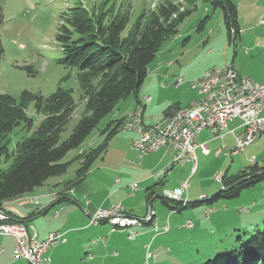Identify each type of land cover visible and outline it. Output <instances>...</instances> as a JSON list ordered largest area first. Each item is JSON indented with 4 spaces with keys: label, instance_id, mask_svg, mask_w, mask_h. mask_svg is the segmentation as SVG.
Masks as SVG:
<instances>
[{
    "label": "rangeland",
    "instance_id": "rangeland-1",
    "mask_svg": "<svg viewBox=\"0 0 264 264\" xmlns=\"http://www.w3.org/2000/svg\"><path fill=\"white\" fill-rule=\"evenodd\" d=\"M164 1L165 0H0V17L2 18L0 23V34L4 47V56L0 63V93L9 94L19 100L24 91L48 97L60 86L64 89H71L75 102L77 103V108L62 133L61 139L65 140L72 133L73 128L82 117L85 108V101L82 98L83 91L80 88L78 80V69L65 67L60 63V59L63 56V44L59 35L64 31V24H67L66 19L68 15H70L73 8L77 6L87 10L89 9L90 11L91 9L97 8V12L108 8H112L114 11H130V22L123 32V35H128L129 31L134 27L137 18L143 11L155 10ZM170 1L182 4V10L191 8V4H186L185 0ZM234 2L238 9V22L240 24L239 33L236 35L233 33L229 34L220 8H214L209 1L196 0L195 9L179 25L177 34L171 36L167 41L170 42L173 39H179L175 46L187 42L186 47L180 50L179 59L175 60L172 67L176 70V73L183 77L185 76L186 79L184 77L183 81L177 85L173 92L164 91L165 104L164 101H153L151 103L149 106L151 113L156 112L155 118H153L154 123H145V126L157 124L163 121L167 115L171 114H166V116L163 117L164 111L169 107L167 103H170L169 100L173 97H182L185 94L188 98L187 87H192L194 89L193 83L196 80L194 77L201 75L204 70L206 72L211 68L220 67L224 64H233L241 76L264 82V0H234ZM202 21H204L205 25L199 29ZM164 48H166V45ZM169 51L170 49L164 50L160 57H167L166 55ZM160 57L158 56L157 58L159 59ZM150 65L151 68L152 64ZM150 74L160 75V77L155 76L150 80L146 79L145 84L149 85V90L151 91L153 89L162 88L169 83L159 70L152 71L149 75ZM161 80L165 82V85H161ZM170 85L174 86V81L170 82L168 86ZM156 86L157 88H155ZM150 94L153 97L152 92H150ZM140 101H142V99ZM191 104L181 108H188ZM117 109L118 106L100 121L80 147L71 150L64 159H72L75 152L81 149L89 151L101 145L104 141L102 132L109 122L116 121L114 116ZM27 114L34 118L35 125L43 118V114L38 112L36 108L35 100L28 101ZM240 124L241 120L239 119L230 121L228 129L236 128ZM22 126L23 125L16 127L13 131L12 140L9 145L11 156L9 159L6 157L2 159L3 168L10 166L13 161L12 152L19 136L27 132ZM126 130L127 129H120L117 138L112 142L109 140L106 150L94 160L90 168L88 178L90 182L91 180L97 182V188L101 192L102 190L104 191L107 185V179L103 176L107 174L108 178L111 172L112 177H120L124 184L131 183L132 185L133 183H137L141 186L138 177L139 170L143 168L141 165L142 161L144 158L148 159V157H155L156 155V153L151 152L139 158L138 152L130 147L131 144L129 145L131 151L128 150L126 147L128 143L126 144L127 140H125V135H128L130 131ZM210 147L213 148L211 144ZM81 152L82 151H80V153ZM220 156L217 162H215L217 157H213V161L208 163L205 171H201V168H203V164L201 163L197 175H191L187 179L190 184L196 182L195 188L203 189V187H206V189L211 190V194H208L209 199L220 190H223V178L226 179L227 177L238 175L245 170H250L254 163L261 168L264 167V132L260 134L253 143L248 145L245 151H241L234 156L227 157L224 153ZM197 157L199 162L203 160L198 152ZM74 159L75 158H73V160ZM82 160L83 159H81V161ZM122 162L138 164V167L135 165L124 166L123 169L127 172V175H125L126 179L124 176L115 172L119 167L118 164ZM79 165L77 160L73 161L68 166L66 173L61 176L51 177L49 180L61 177L74 178L76 176V169L80 167ZM179 165L182 164L175 166L178 168ZM220 171H222V173ZM219 173H221V179L217 177ZM168 176H170V174ZM173 176L176 179L175 182L178 184L182 185V183L186 181L184 178H181V180L180 176L175 175L174 172L171 177ZM127 179L129 181H126ZM202 181H206L205 185H202ZM49 184H51L50 181L45 183L44 187L47 188ZM72 187L69 189H72ZM201 191L202 190L198 192V195ZM32 196L25 197H29V200L32 201L35 198V196ZM51 196L55 199L57 198V193L51 194ZM195 199L198 200V198ZM155 201L168 210V206H166L160 198H156ZM199 201L200 202L194 205L190 204L189 209L199 208L203 205L206 206V203L209 202L206 198ZM63 204H66L69 210V220L65 226V220H63L65 209L58 215V213H55V206L49 211V214H47L48 216L45 215L47 217L43 216L39 220V223L45 221L46 224H52L54 222V225H62L63 227L59 230L61 234L66 233L67 235L69 231H72L67 236V243L57 242L50 247L48 255L50 259H52L53 264H147L145 249L137 245L130 247L129 251H126L128 248L126 250L123 249L124 244H122V249L120 248V250L111 247V253L114 250H118V252L122 254V256H118L112 260L108 258L105 261L103 256L99 258L93 256L95 259L91 258V256H87L86 243L89 241L85 240V237L90 234L91 229H79L78 227H80L82 221L78 220L77 217L73 219L74 212L72 211V209L74 210V207H76L83 216H86L85 209L82 208L84 205L77 200L74 202L65 201ZM63 204H57L56 207H61ZM211 204L215 205L219 210L218 215L226 214L227 216L226 219H222L219 223H214L215 234L209 236L208 234L210 231L207 227L204 229L203 233L205 237L198 236L196 234L198 231L190 233L192 230L180 228L174 237L172 235L174 240H171L172 246L176 250L169 255V253L163 254L162 248H160V256L150 258L149 264H204L208 260H213L217 263L222 262L229 251L240 245L238 239L240 236L245 238V242H248L252 239L257 229H262L264 227V179L252 185L245 186L237 196L231 198L220 197ZM142 207L145 210L147 209L145 201L142 202ZM208 209H210L211 212L212 208ZM185 210L184 208L183 211ZM57 211H59V208ZM215 216L210 219L211 222L214 221ZM87 218L91 224H95L91 221L90 217ZM205 220V222H208L207 219ZM164 236H166V234L157 237L156 241L151 245L152 251L155 250L157 252L158 248L156 246L158 243L159 245H164L167 242ZM179 236L187 238L184 241V245L181 246L182 248H180L176 242V238ZM0 237L3 238V235H0ZM160 240L161 242H159ZM129 243L132 246L136 241H129ZM88 251L94 253L92 249ZM9 254L10 251L7 249L5 255L7 256Z\"/></svg>",
    "mask_w": 264,
    "mask_h": 264
},
{
    "label": "trees",
    "instance_id": "trees-1",
    "mask_svg": "<svg viewBox=\"0 0 264 264\" xmlns=\"http://www.w3.org/2000/svg\"><path fill=\"white\" fill-rule=\"evenodd\" d=\"M185 1L191 4V8L182 10V4L165 0L157 9L143 11L128 35H123V32L130 22V11L108 8L97 12V8L91 11L80 6L73 8L66 19L67 24H64V31L59 35L63 44L60 63L78 69L79 85L85 101L84 113L69 137L62 140V133L77 108L71 89L60 86L48 97L24 91L19 100L0 93V210H3V202L30 193L51 177L66 173L73 161L80 162L77 177H83L90 170L94 160L106 150L110 138L121 128V120L109 122L102 132L105 134L104 141L97 148L82 151L71 161L63 159L71 150L80 147L100 121L122 100L139 91L147 78L150 64L163 44L177 34L179 25L195 9L196 0ZM205 1L221 9L229 34L234 29L235 35L239 33L238 9L233 0ZM3 56L0 34V63ZM30 100H35L38 112L43 114L36 125L34 118L27 114ZM21 125L27 132L20 135L16 142L12 163L3 168L2 159L11 156L9 145L13 131ZM262 179L264 167L254 163L250 170L223 178L226 189L210 199L204 197L200 200L206 198L213 202L220 197L237 196L242 188ZM75 183L66 182L71 187ZM176 202L183 207L190 203ZM4 212L8 215V212ZM238 239L240 245L229 251L222 262L208 260L204 264H264V227L257 229L248 242L242 236Z\"/></svg>",
    "mask_w": 264,
    "mask_h": 264
},
{
    "label": "crops",
    "instance_id": "crops-1",
    "mask_svg": "<svg viewBox=\"0 0 264 264\" xmlns=\"http://www.w3.org/2000/svg\"><path fill=\"white\" fill-rule=\"evenodd\" d=\"M178 40L179 39H173L170 42L166 41L167 44L166 42L163 44L156 58L151 63L152 67L150 68L151 65L149 66V71L147 75V77L148 76L149 77L146 78L147 80L148 79L150 80L155 76L160 77V75L158 74L149 75V73H151L152 71L159 70L160 73L166 78V80L169 81V83L174 81V86L173 85L168 86L169 83L165 85V82L161 80L162 82L161 85H165V86H163L162 88H157L156 86L155 88L157 89H153L151 91L149 90L150 88L149 85L145 84L146 82L145 80L144 84L141 86V88L136 94L129 96L128 98H126L125 100L121 101L118 104V109L114 116L115 120H121L125 115L132 112V110L135 109L137 103L142 99V97L147 94L151 95L150 92H152L153 97L151 95L152 99L150 102L147 103L145 107L146 108L145 112L147 116L145 119V123L146 124L154 123L153 118H155L156 112L151 113L149 106L153 101H164V91L173 92L174 89L177 87V85L180 84L178 82L179 77H183L180 74L176 73V70L172 68L175 63V60L179 59L180 50L184 49L187 43L184 42L182 45L175 46V44L178 43L177 42ZM165 45L166 48H164ZM168 49H170V51L166 55L167 57L163 56L164 58H161L160 55L163 54V51L164 50L166 51ZM158 56L160 57L159 59L157 58ZM202 74L194 78L197 79L200 76H202ZM187 89H188V98L184 94V96L182 97H173L172 99H170L169 100L170 103H167L169 107L164 111L163 117H165L166 114L169 112L172 113L177 108H181L183 106L186 107L191 104V102L196 98L197 91H195L196 88H194L195 89L194 90L192 87H187ZM120 129L121 128H119L118 131ZM118 131L110 138L111 142L117 138ZM241 131L242 129L239 126L233 129H227L225 133V137L222 138V137H217V135H215V133H213L209 128L203 129L201 133L197 135L196 142L208 141L209 147L211 144L213 148L210 147L211 151L209 154H204L200 148L196 150V154L198 152L203 160L201 162H199L198 160L197 167L194 171H193L192 162H185L182 165H179L178 168L176 167L177 165L172 167L171 169L172 172L170 170L171 173H169L170 176H168L169 174L166 173L165 176L159 177L157 175L158 172H160L163 169H166L171 164L172 154L166 148H161L158 151L152 152V153H156L155 157H148V159L144 158L142 161L141 165L143 168L139 170V177H138L141 186H139L138 184V188L135 190L134 193H131V188H130V186H132L131 183H125V184L122 183V179L120 177L118 178L112 177V172L108 176V178H107V174L103 176L107 179V183H106L107 185L105 186L104 191L102 190L101 192L97 188L96 181L91 180L90 182L88 178L90 174L89 172L90 170H89L83 177L80 178L77 177V173L74 178L71 177L52 178V180H48L51 182V184H49L47 188L44 187L45 185L44 184L38 188H35L32 192L28 193L31 195L24 194L20 197L5 201L2 203L1 207L3 211L8 212V217L11 220L25 219L29 223L34 225L41 239H45L50 232L59 231L61 230L60 228L63 227L62 225H54V222L52 224H46L45 221L39 223L41 217L49 214V211L54 206H55V213H58V215H60L61 211L65 209V212L63 214V220H65L64 226L66 225L67 221L69 220L68 219L69 210L66 204H63L65 203V201L74 202L77 200L78 202H81V204L84 205V207L82 208L85 209L84 211L86 212L85 215L87 217H90V215L93 214L98 208H107L117 202L122 203L126 213L138 217H142L146 215L149 208L151 207L153 210L156 211L158 224L161 230L155 231V228L152 225L143 224L141 226L136 227V230L139 232V235L135 239H131V240L128 239V232L126 230L118 228L115 231H111L113 222H101L99 224H91L89 222V219L86 216H83L80 210H78L76 207H74V210L72 209V211L74 212L73 219L77 217L78 220L82 221L80 227H78L79 229H87V230L89 228L91 229L90 234L87 237H85V240L89 241L86 243V254L87 256H91V258H93V256H97V258L103 256L104 260L106 261L108 258L112 260L118 256H122V254L119 253L118 250H114V249L120 250L122 244H124L123 249L126 250L128 248L126 251H129L130 247L137 245L138 247L145 249L147 256V250L145 245L147 243H150L152 245L154 241H156L159 235H165V234L166 236L164 237H166L167 242L164 245H159L158 243L156 246L158 248L157 252L155 250L154 251L151 250V251L155 253V257H157L160 256L159 251L160 248H162L163 254L169 253L170 255V253L176 250L172 246L171 240H174V238H172V235L174 237L180 228L192 230L190 233H195L196 231H198L196 233L198 236L205 237V234L203 233H204V229H206L207 227L208 230L210 231L208 235L212 236V234H215L214 223H219L222 219L227 218L226 214L218 215L219 210L215 207V205L211 204L212 202H207L206 206L203 205L202 207L199 208L189 209V205L197 201V199L195 198H198V200H200L202 196H205L206 198L209 199L208 194H211V190L206 189V187H203V189L195 188L194 186L196 185V182L190 184L183 194V197L190 202L189 205H187L186 207L178 205L176 201L167 197L166 193L173 192L175 188L181 186V184L175 182L176 179L174 178V176L171 177L173 172L175 175L180 176V179L184 178L185 180H187L191 175L194 174L197 175L198 171L200 170L199 167L201 163L203 164V168H201V171H205L207 169L208 163H211L213 161V157H217L215 160V162H217V159L221 157L220 155H223V152L217 155L216 150L222 146L233 147L236 144L235 136L240 134ZM103 135L105 138V134ZM134 136H136L135 131H130L128 135H125V140H127L126 144L128 143V146L126 147L130 151H131V148H129V145L131 144L130 140ZM80 151L86 152V149H81L78 152H75L73 158H75L80 153ZM73 158L69 160H65V159L63 160L71 161L73 160ZM125 165H135L138 167V164L136 163L122 162L118 164L119 167L115 170V172L125 177V175H127L126 170L123 169ZM220 172L222 173V171ZM117 179L120 180L119 183H116ZM70 181H73L74 183L76 182L72 187L73 190L69 189L71 185L66 184V182H70ZM126 181L129 180L127 179ZM205 182L206 181H202V185H205ZM200 190L202 191L198 195V192H200ZM54 193H57V198L55 199L51 196V194ZM25 196H29V197L35 196V198L38 200L39 203L31 202L29 200V197L26 198ZM156 198H160L162 202L166 206H168L167 208L168 210L160 206L159 203H156L155 201ZM143 201H145L147 204L146 210L143 209L142 207ZM61 203L63 205L61 207H58L59 211H57L58 208L56 206L57 204H61ZM184 208L186 209L185 211H183ZM208 208H212V210L207 216L205 210H207ZM58 215L55 216L59 217ZM203 216L205 219L208 220V222H205L206 220L203 218ZM214 216H215L214 221L211 222L210 219H212ZM188 219H190L193 223V227L191 228L185 225L186 220ZM165 225H168L169 229L164 232L162 230V227H164ZM71 232L72 231H69L68 234ZM68 234L66 235L65 233L66 240L60 243H67ZM176 239H177L176 242L178 243L180 248H182L181 246L184 245V241L187 238L179 236ZM129 241L130 242L136 241V243L132 244L131 246ZM159 242H161V240ZM15 244H16V240L13 236H3V238L0 237V264H30L26 259L19 258L15 255L14 252ZM111 247L114 248L113 249L114 251L112 253L110 250ZM7 249H9L10 254L6 256L5 252L7 251ZM89 249L94 250V253L92 251H88ZM152 257L155 258L154 256L151 257L147 256V264H149V260ZM50 260H51L50 264L51 263L53 264L52 259Z\"/></svg>",
    "mask_w": 264,
    "mask_h": 264
},
{
    "label": "built area",
    "instance_id": "built-area-1",
    "mask_svg": "<svg viewBox=\"0 0 264 264\" xmlns=\"http://www.w3.org/2000/svg\"><path fill=\"white\" fill-rule=\"evenodd\" d=\"M234 31L236 30L234 29ZM146 98L147 103L152 99L151 95L148 94ZM194 103H199V113H191L180 121L169 125L165 130H157L156 127L154 132H147L146 128H138V121H145L146 106H140V110H135L130 114L131 123H128L127 130L136 132V136L131 138L130 143L131 147L138 152L139 157L158 151L161 148H166L172 154L171 164L166 169L158 172L159 177L165 176L172 165L185 162H192L194 171L198 163L196 154L198 148L204 154L210 153L208 141L196 142L197 135L201 133L202 123L207 118L219 119L226 127V131L230 121L241 120L239 127L242 131L235 136L236 144L233 147L222 146L218 148L216 150L217 155L223 152L227 156H234L241 151H245L247 146L264 132V83L255 81L250 77L241 76L233 64L231 69H227L221 77L212 78L209 83L203 84L201 94L196 96ZM217 177L220 178L221 173ZM119 181L117 179L116 183H119ZM189 185V180H186L180 187L168 194L174 200L182 202L186 200L183 194ZM137 188L138 184L133 183L131 193H134ZM31 202L39 203L36 198ZM209 212L210 209L205 211L207 216ZM147 214H154L152 226L155 229L160 228L156 211L150 207ZM100 217L136 220V227L141 226L139 225V218H142L126 213L121 202L114 203L108 208H98L90 215L91 221L95 224L100 223ZM8 219L5 212H0V235L1 225H8L9 235L3 236H13L15 238V255L26 259L30 264H50L51 260L47 255L48 250L53 244L66 240L65 234H61L59 231L50 232L45 239H41L34 225L28 221H9ZM185 225L189 228L193 227L190 219L186 220ZM136 227L132 230H126L128 238L135 239L139 235ZM162 228L167 231L169 226L165 225ZM145 247L146 250H151L150 243H147Z\"/></svg>",
    "mask_w": 264,
    "mask_h": 264
},
{
    "label": "bare ground",
    "instance_id": "bare-ground-1",
    "mask_svg": "<svg viewBox=\"0 0 264 264\" xmlns=\"http://www.w3.org/2000/svg\"><path fill=\"white\" fill-rule=\"evenodd\" d=\"M234 33H235V31L233 30V34ZM231 66L232 65H228V64L225 65L224 64L223 66H220V67L211 68V69L207 70L200 78L196 79L193 83V86H194V88H196L197 95L201 94V88L203 87V84L209 83L212 78L221 77L222 74L224 72H226L227 69H231ZM181 79H184V78L180 77L178 81H180ZM143 97L144 98H142V101L137 105L135 110H140V106H146V104H147L146 95ZM199 112H200L199 103H194V101H193V103L191 104L190 107L178 108L172 114H170L169 116H166V118L162 122H159L157 124L145 126L144 125L145 121H138V128H146L147 132H154L156 127H157V130H165L166 128H168L169 125L173 124L176 121H180L185 116H188L191 113H199ZM130 114H131V112L129 114L125 115L121 119V129H127L128 123H131V115ZM205 128H209L213 133H215V135H217V137H222V138L225 137L226 127L217 118L205 119L204 123H202L201 131ZM197 161H198V157H197ZM174 166L175 165H172L169 168L168 172H170V170ZM166 194H167L166 195L167 197L171 198L168 193H166ZM204 197L205 196H203L201 198H204ZM171 199H173V198H171ZM182 202L185 204L188 201L183 200ZM103 221L113 222V226L111 228V231H115L118 228L123 229V230H132L136 227V220L112 218V217H100V223ZM153 222H154V214H146L145 217L139 218V225H143V224L153 225ZM159 230H161V228L155 229V231H159ZM162 230L165 232V228H162ZM1 235H9L8 225H1ZM147 256H149V257L155 256V253H152L151 250H147Z\"/></svg>",
    "mask_w": 264,
    "mask_h": 264
},
{
    "label": "water",
    "instance_id": "water-1",
    "mask_svg": "<svg viewBox=\"0 0 264 264\" xmlns=\"http://www.w3.org/2000/svg\"><path fill=\"white\" fill-rule=\"evenodd\" d=\"M236 183H237V182H236ZM236 183H235V184H236ZM235 184H233V185H235ZM230 187H231V186H230ZM222 189H226V188H225V187H223ZM0 211H1V212H4L3 210H0Z\"/></svg>",
    "mask_w": 264,
    "mask_h": 264
}]
</instances>
